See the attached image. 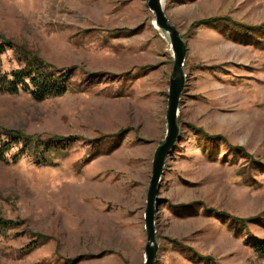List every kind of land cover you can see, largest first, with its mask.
<instances>
[{"label":"rangeland","instance_id":"obj_1","mask_svg":"<svg viewBox=\"0 0 264 264\" xmlns=\"http://www.w3.org/2000/svg\"><path fill=\"white\" fill-rule=\"evenodd\" d=\"M150 0H0L1 72L37 56L62 97L0 91V137L63 146L0 159V264H143L174 53ZM187 43L180 141L156 209V264H264V0H165ZM212 21V22H211ZM211 22V23H204ZM251 219L246 226L233 220Z\"/></svg>","mask_w":264,"mask_h":264},{"label":"trees","instance_id":"obj_2","mask_svg":"<svg viewBox=\"0 0 264 264\" xmlns=\"http://www.w3.org/2000/svg\"><path fill=\"white\" fill-rule=\"evenodd\" d=\"M212 22V21H211ZM204 22V23H211ZM5 54V48L0 45V91L18 95L29 94L37 101H43L48 98H57L65 95L71 88V74L61 71L53 70L51 66L45 63L37 56L20 54V68L10 73L1 72V57ZM7 142L1 140L0 137V159L13 149V146L20 148L17 158L26 155L35 157L39 165H47L48 161L46 153L58 152L63 146L57 137H51L49 140H44L43 137H31L22 134V132H5ZM233 220L246 226L251 219H237ZM16 224L14 222H7L0 219V231L11 229ZM255 251L264 256V241L255 243Z\"/></svg>","mask_w":264,"mask_h":264},{"label":"water","instance_id":"obj_3","mask_svg":"<svg viewBox=\"0 0 264 264\" xmlns=\"http://www.w3.org/2000/svg\"><path fill=\"white\" fill-rule=\"evenodd\" d=\"M149 9L155 14L156 24L161 31L169 37L174 53V68L170 79V89L168 96L167 135L163 145L156 150L152 178L147 194V209L145 212V229L147 234V244L145 247V261L143 264H156L159 252L156 230V209L159 203L158 195L160 183L164 174L166 159L180 141V126L178 123L179 106L186 85V75L184 66L188 54L187 43L182 38L178 29L170 24L165 15L164 0H150Z\"/></svg>","mask_w":264,"mask_h":264},{"label":"bare ground","instance_id":"obj_4","mask_svg":"<svg viewBox=\"0 0 264 264\" xmlns=\"http://www.w3.org/2000/svg\"><path fill=\"white\" fill-rule=\"evenodd\" d=\"M164 2H165V0H164ZM157 28H158V26H157Z\"/></svg>","mask_w":264,"mask_h":264}]
</instances>
